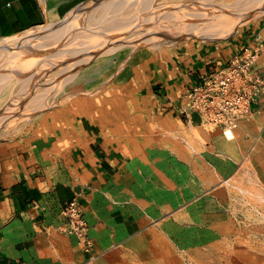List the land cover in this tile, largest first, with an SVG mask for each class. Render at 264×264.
<instances>
[{
  "label": "crops",
  "instance_id": "obj_1",
  "mask_svg": "<svg viewBox=\"0 0 264 264\" xmlns=\"http://www.w3.org/2000/svg\"><path fill=\"white\" fill-rule=\"evenodd\" d=\"M89 1L0 0V40L62 20ZM243 43L261 45L259 67L264 72L263 18L221 48L179 53L151 77L159 101L175 108L190 68L201 67L210 54L227 56ZM90 82L85 78L78 86L85 83L88 90ZM251 111L238 128L244 136L228 139L217 129L199 154L209 177L197 173L194 160L169 149L132 153L87 124L81 125L70 149L53 150L57 141H39L31 157L38 177L0 179V264H98L156 229L182 251L218 243L228 222L212 207L211 189L241 173L246 159L264 184V98L252 103ZM64 140L63 135L59 143ZM74 199L85 206L87 242L62 230L63 209Z\"/></svg>",
  "mask_w": 264,
  "mask_h": 264
},
{
  "label": "rangeland",
  "instance_id": "obj_2",
  "mask_svg": "<svg viewBox=\"0 0 264 264\" xmlns=\"http://www.w3.org/2000/svg\"><path fill=\"white\" fill-rule=\"evenodd\" d=\"M92 1L82 5L87 6ZM74 11L62 20L2 39L0 46L9 39L51 27L52 24L55 26L66 19L70 23ZM257 12L244 21L245 24L238 32L227 38L213 39L209 35L186 33L185 38L179 40H162L160 49H151L143 43L137 52H132L131 47L106 51V54L96 57V61L79 67L82 70L88 69L94 63L98 65L100 61H107L104 66L100 65L102 68L99 66L97 72L86 77L88 81L91 80L88 93L79 91L65 102V96L61 94L57 101L60 106L51 104L44 110L33 111L26 121L22 120L25 116L22 113L31 110L32 106L20 104L11 113L21 120L11 125L10 118H7L8 122L0 123V179L5 175H12L15 179L31 174L38 177L36 163L31 159L34 145L48 138L52 142L57 141L52 145L53 150L62 147L70 149L77 143L74 137L81 133V125L84 124L91 127L98 136L124 144L132 153L151 148L169 149L180 158L194 160L197 173L209 177V171L198 162V156L212 142V134L217 129L201 125L199 121L196 122L200 125L185 124L172 107L166 105L165 99L159 101L150 80L154 73L162 72L167 63L174 61L179 53L189 51L200 54L201 51L215 50L239 39L246 30L264 18V13ZM87 18V13H84L77 17L78 20L75 18L77 21L74 18L72 20L76 26H83L87 24L84 22ZM76 58L78 56L72 57V60ZM64 76H58V82L63 81ZM63 135L66 140L59 143ZM233 135L240 138L245 133L237 129ZM246 162L241 173L210 191L214 195L211 198L214 201L212 207L224 215L223 218L228 222L223 238L218 243L182 251L163 231L156 229L144 232L107 254L98 264H264V184L248 159Z\"/></svg>",
  "mask_w": 264,
  "mask_h": 264
},
{
  "label": "bare ground",
  "instance_id": "obj_3",
  "mask_svg": "<svg viewBox=\"0 0 264 264\" xmlns=\"http://www.w3.org/2000/svg\"><path fill=\"white\" fill-rule=\"evenodd\" d=\"M85 6L75 9L70 23L66 19L0 46V123L8 122L7 118L11 125L21 120L11 113L20 104L32 106L22 113L26 121L33 111L59 105L61 94L65 102L78 92L75 89L87 92V84H78L98 65L79 67L106 51L131 47L137 52L143 43L160 49L162 40H179L186 33L227 38L255 11L264 13V0H94ZM84 13L87 24L76 26L72 19ZM75 56L78 58L72 60ZM63 74V81L58 82Z\"/></svg>",
  "mask_w": 264,
  "mask_h": 264
},
{
  "label": "built area",
  "instance_id": "obj_4",
  "mask_svg": "<svg viewBox=\"0 0 264 264\" xmlns=\"http://www.w3.org/2000/svg\"><path fill=\"white\" fill-rule=\"evenodd\" d=\"M261 45L243 43L227 56L210 54L199 68H190L183 92L172 109L182 121L220 129L234 138L251 104L264 98V72L259 67ZM171 102V101H169ZM62 230L87 242L85 206L79 199L62 212Z\"/></svg>",
  "mask_w": 264,
  "mask_h": 264
}]
</instances>
